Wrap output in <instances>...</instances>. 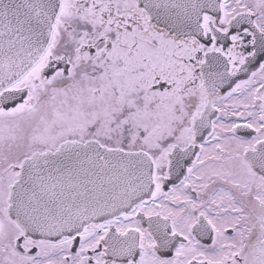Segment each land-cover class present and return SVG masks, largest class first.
Here are the masks:
<instances>
[{"label": "snow or ice", "instance_id": "1", "mask_svg": "<svg viewBox=\"0 0 264 264\" xmlns=\"http://www.w3.org/2000/svg\"><path fill=\"white\" fill-rule=\"evenodd\" d=\"M0 264H264V0H0Z\"/></svg>", "mask_w": 264, "mask_h": 264}]
</instances>
